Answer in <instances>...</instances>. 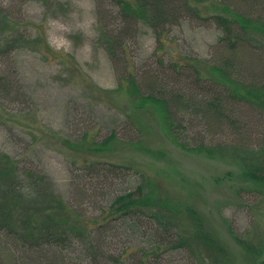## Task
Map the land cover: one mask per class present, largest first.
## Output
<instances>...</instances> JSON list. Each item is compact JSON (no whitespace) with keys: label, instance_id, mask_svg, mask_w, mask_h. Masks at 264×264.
<instances>
[{"label":"rangeland","instance_id":"rangeland-1","mask_svg":"<svg viewBox=\"0 0 264 264\" xmlns=\"http://www.w3.org/2000/svg\"><path fill=\"white\" fill-rule=\"evenodd\" d=\"M207 1H223L236 12L254 19L259 16V7L255 5L247 7L236 0ZM101 4L98 0H0V11L9 13L12 27L19 35L14 47L0 44V77L7 79V85L11 82L14 89L18 87L14 97L6 98L5 113L12 110L11 114L19 116L34 112L35 119L46 128L71 141L86 135L88 140L99 142L112 131L119 142L137 136L125 120L122 98L94 100L89 87L72 80L60 64L43 57L33 43L38 32L52 49L75 59L91 86L106 91L115 90L121 75L133 73L140 90L146 92L147 83L168 72L171 61L183 62L188 58L216 62L219 49L230 44L210 18L212 11L207 12L208 19L204 12L203 18H195L189 12L179 15L176 24L164 27L157 39L143 23L122 27L111 2L103 1L99 9ZM232 28L239 32V27ZM125 29L128 30L124 32ZM116 37L120 41L115 42L112 54L107 50V42ZM240 41L244 45H238L230 57L253 74L242 80L264 84V50L259 37L247 39L241 33ZM236 109L231 117L240 139L227 126L209 128L200 115L192 114L183 117L185 129L180 132L181 140L192 146L222 143L258 149L264 142V111L245 102H237ZM146 121L150 123L147 117ZM148 129L142 131L146 143L163 151L164 156L149 157L118 143L114 149L94 157L102 164L89 169L85 168L82 156L62 145L57 137L34 143L21 127L0 121V153L16 162L24 188L30 190L31 175L41 177L38 189L63 199L81 220L96 218L114 197L133 188L143 173L160 175L165 180L160 172L163 169L172 190L180 187L181 194H191L196 207L205 215L210 232L229 251L231 264H264L263 189L243 181L237 165L185 152L155 128ZM99 225L92 230L97 250L90 249L83 235L70 236L64 247L50 250L42 245L32 246L21 235L7 238L0 233V245L6 246L17 264H138L137 256L127 253L150 251L157 241L152 236L155 222L148 216H141L139 228L123 219L109 221L105 227ZM235 236L248 238L259 254L243 250ZM158 255L160 264H191V259L179 249H160Z\"/></svg>","mask_w":264,"mask_h":264},{"label":"trees","instance_id":"trees-1","mask_svg":"<svg viewBox=\"0 0 264 264\" xmlns=\"http://www.w3.org/2000/svg\"><path fill=\"white\" fill-rule=\"evenodd\" d=\"M103 1L98 0L99 4L102 3L98 5L99 9L103 7ZM106 1H110L115 7L122 20V27L143 23L153 30L157 39L164 33V27L176 24L179 15L189 12L195 18H203L204 12L208 19L207 12L212 11L213 15L210 18H213V23L225 33L230 44L219 49L216 62L188 58H184L183 62L171 61L168 72L164 71L161 78L154 77L155 81L147 83L149 90L146 92L140 90L133 73L121 75L115 90L106 91L95 85L91 86L88 77L75 59L67 53L52 49L44 36L38 32L33 38V43L38 46L43 57L60 64L65 74L72 80L85 88L89 87L94 100L101 97H109L111 100L122 98L126 110L125 120L137 136L119 142L116 132L112 131L99 142L88 140L86 135L79 140L71 141L46 128L37 118L35 119L34 112L19 113V116L11 114L12 110L5 113V100L12 96L18 87L14 89L11 82V86L7 85V79L3 76L0 77V121H10L21 127L34 143L50 136L57 137L62 145L75 151L76 155L82 156L85 168L89 169L102 164L94 157L114 149L118 143L145 152L149 157L164 156L163 151L152 149L142 135L143 129L153 127L185 152L201 154L213 160H227L237 165L243 181L264 191V142L258 149L222 143L192 146L184 143L180 136V132L185 129L183 117L196 114L206 121L209 128L227 126L237 139H240L238 127L231 117L237 111V102H245L264 111V84L242 80L247 76L253 77V74H248L235 59L231 58L238 50V45H244L240 41L241 33L247 39L249 36H258L264 50V0H236L247 7L252 5L259 7L257 11L259 16L256 19L232 10L223 1L209 3L207 0ZM12 26L9 13L1 10V46L5 44L14 47L18 44L19 35ZM235 26L239 27V32L234 31L232 27ZM118 41L120 40L116 37L115 41L107 42V50L110 53H114ZM119 46L121 48L122 45ZM123 49L124 47L121 48ZM261 62L260 59L259 63ZM146 117L150 123L146 121ZM164 171L160 170L165 180H162L160 175L151 176L143 173L133 188L114 197L96 218L81 220L78 215L74 216L75 209L70 208L71 206L63 199L38 189L39 183L42 182L41 177L31 175L30 190L24 188L16 162L8 155L0 153V233L7 238L9 236L18 238L21 235L26 237L32 246L42 245L50 247V250L55 246L64 247L70 236L73 238L83 235L88 244L90 243V249L97 250L99 247L94 244L92 230L100 221L98 227H105L109 221L123 219L139 228L141 216H148L155 222L152 236H156L157 239L153 241H157L151 246L150 251L131 250L127 253L128 256L136 255L138 264H160L158 261L160 249L182 250L191 259V264H231L229 251L223 242L210 232L206 217L196 207L191 194H181L180 187L178 190H172L171 185L166 182L169 180L166 178L169 177ZM235 241L251 255L259 254L258 248L251 247L248 238L236 237ZM0 264H17L6 246L1 245Z\"/></svg>","mask_w":264,"mask_h":264}]
</instances>
